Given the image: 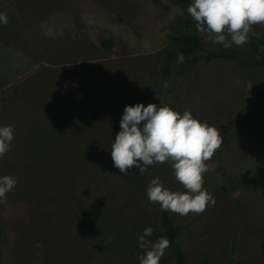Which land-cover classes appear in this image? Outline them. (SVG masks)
I'll return each mask as SVG.
<instances>
[{"label":"rangeland","instance_id":"374dc122","mask_svg":"<svg viewBox=\"0 0 264 264\" xmlns=\"http://www.w3.org/2000/svg\"><path fill=\"white\" fill-rule=\"evenodd\" d=\"M55 1L47 9L44 0H0L8 17L0 24V125L14 129L0 176L17 181L0 203V264H139L137 237L148 226L162 229L149 181L158 176L185 191L168 162L143 175L113 167L124 107L140 102L188 110L222 137L203 174L215 203L200 214L168 211L183 225L189 264L203 253L211 264H229L230 253L238 264H264L259 54L247 41L231 46L233 56L179 64L176 56L165 65L176 24L192 20V0ZM251 27L255 38L264 31ZM191 29L205 47L222 46L205 40L193 20ZM106 38L115 40L112 49ZM153 233L149 239H159ZM159 264H175L170 246Z\"/></svg>","mask_w":264,"mask_h":264},{"label":"clouds","instance_id":"9594fccd","mask_svg":"<svg viewBox=\"0 0 264 264\" xmlns=\"http://www.w3.org/2000/svg\"><path fill=\"white\" fill-rule=\"evenodd\" d=\"M186 10L205 40L225 48L244 45L250 35H255L251 26L264 24V0H192ZM7 23V14L0 12V24ZM183 62L181 53L176 63ZM119 128L110 150L113 167L123 175L135 167L143 175L149 166L168 162L175 179L185 189L170 190L158 176L153 177L146 189L150 203H158L162 211L181 216L200 214L206 205L215 203L213 195L203 187V174L207 171L205 161L222 145L217 127L200 121L188 110L181 113L168 105L145 106L140 102L125 105ZM13 139V127L0 125V158L10 150ZM16 183L10 175L0 176V203L5 202L6 193ZM153 231V227H145L137 237L142 250L137 255L139 264H159L170 245L167 236L149 239Z\"/></svg>","mask_w":264,"mask_h":264},{"label":"trees","instance_id":"16d2710c","mask_svg":"<svg viewBox=\"0 0 264 264\" xmlns=\"http://www.w3.org/2000/svg\"><path fill=\"white\" fill-rule=\"evenodd\" d=\"M44 4L47 9L51 8V4L57 7V2L55 0H44ZM191 27V19H185L176 24L175 35H173L171 41L168 43L169 48L163 51L162 60L165 65H168L173 58L181 53L184 55L185 60L190 63L196 62L197 60L211 62L214 59L225 58L237 54V50L232 47H205L201 37L195 32H192ZM2 30L6 34L9 32V28L6 25ZM248 42L252 49L259 54L260 59L258 63L264 68V31L257 38L250 35ZM103 45L107 49H112L116 45V42L112 38H106L103 41ZM4 49L0 50L1 58L2 55H5ZM164 71L167 72L166 67H164ZM254 101L256 106L255 121L261 117L264 118V73L259 80L258 87L254 91ZM161 223L162 229L154 231L153 234L159 238L161 236H167L170 241L169 246L175 256V264H189L186 251L179 241V234L183 225L177 223L172 216L165 211L161 212ZM3 232L4 228L0 226V243L2 241ZM197 264H211L207 253L201 255ZM229 264H238V260L234 257L233 253L229 254Z\"/></svg>","mask_w":264,"mask_h":264}]
</instances>
